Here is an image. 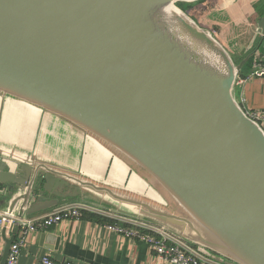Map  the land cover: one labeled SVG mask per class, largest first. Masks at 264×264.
I'll use <instances>...</instances> for the list:
<instances>
[{
	"label": "water",
	"instance_id": "1",
	"mask_svg": "<svg viewBox=\"0 0 264 264\" xmlns=\"http://www.w3.org/2000/svg\"><path fill=\"white\" fill-rule=\"evenodd\" d=\"M195 1L0 0V93L78 125L140 169L153 193L0 148L5 211L79 198L217 261L264 264V131L234 91L246 58L235 62L176 5ZM256 25L263 39L264 15ZM18 229H2L0 264Z\"/></svg>",
	"mask_w": 264,
	"mask_h": 264
},
{
	"label": "crops",
	"instance_id": "2",
	"mask_svg": "<svg viewBox=\"0 0 264 264\" xmlns=\"http://www.w3.org/2000/svg\"><path fill=\"white\" fill-rule=\"evenodd\" d=\"M188 4V10L190 7L197 12L208 10L200 17L190 10L187 13L203 28L221 27L222 37L236 22L251 15L257 21L264 15V0H197ZM195 6L196 9L193 8ZM233 13L237 18L232 22L228 16ZM238 37L231 43L226 41L231 45L230 50L239 56L235 62L246 58L238 74L244 81L235 85V97L237 101L243 99V107L256 109L253 108L255 101H248L246 97V88H255L259 93L257 104L264 109V77L251 74L256 57L264 63V38L256 33L247 39L241 34ZM0 148L33 156L96 183L153 196L148 177L104 142L56 114L1 93ZM6 200V194L0 187V211L7 208ZM82 201L77 198L63 201L60 205ZM60 205L24 216L43 215ZM107 225L105 221L88 218L67 219L30 232L18 264H41L43 255L54 261L68 260L75 264H172L158 259L146 241L117 233Z\"/></svg>",
	"mask_w": 264,
	"mask_h": 264
},
{
	"label": "built area",
	"instance_id": "3",
	"mask_svg": "<svg viewBox=\"0 0 264 264\" xmlns=\"http://www.w3.org/2000/svg\"><path fill=\"white\" fill-rule=\"evenodd\" d=\"M259 57L255 58L254 67L251 71L253 76L264 77V63ZM244 80L239 76L236 77L235 85L241 84ZM241 105L243 99L238 101ZM242 106V105H241ZM243 110L254 120L264 131V109L245 108ZM83 211H90L84 205L66 204L60 205L51 211L35 217L18 216L16 213L8 211H0V255L3 249V241L1 238L2 229L5 228L7 235L10 234L11 227L14 224L19 226L13 242L10 245L6 264H18L21 249L25 243L26 237L30 232L42 230L56 223L67 219H79ZM115 222L108 224L107 227L124 234L125 236L137 238L146 241L158 259L164 260L172 264H227L210 258L196 248L190 246L185 241L174 236L168 231L152 225L147 222H140L137 227L125 226L122 221L114 219ZM41 264H75L71 261H54L48 255L40 258Z\"/></svg>",
	"mask_w": 264,
	"mask_h": 264
},
{
	"label": "rangeland",
	"instance_id": "4",
	"mask_svg": "<svg viewBox=\"0 0 264 264\" xmlns=\"http://www.w3.org/2000/svg\"><path fill=\"white\" fill-rule=\"evenodd\" d=\"M176 5H178L179 8H182L187 12L190 10V12L195 13V15L197 17L198 16L200 17L202 13H205V15H206V11H208V10H205V11L203 10L201 12L192 11L193 10L192 7H190L188 10V7L190 6V4H186V3H177ZM193 8L196 9V6ZM226 18H227V16H226ZM236 18H237V16L234 13L232 15L228 16V19H230V21H232V22L234 21V19L236 21ZM198 19H201V18H198ZM214 19H213V21L215 22L216 20H214ZM210 24L212 25L214 23H210ZM256 27H257L256 21L254 20L253 16L251 15L246 20H241V21L236 22L234 25H231V27L229 28L228 34L224 35L223 37L221 35L222 34V28L221 27H216V26L212 25V27H209L208 29L212 32V36L214 38H216V40H218V42H220L226 48V50L228 51L230 56L236 61L239 56H238V54H235L234 51L230 50L231 45H229V43L233 42V39H238L239 38L238 36L240 34L243 35L244 39H247L249 35L256 33L255 32ZM226 41H228L229 43ZM246 93H247L246 97H247L248 101H250L251 99H253L255 101V104H253V108L261 110V107H259V105L257 104L258 98H259V93H258L257 89H255V88L252 89V87H247ZM73 204H78L80 206L84 205L87 210L96 212V213L103 215V216L108 215L109 216L108 218L117 219L118 221H122L125 224V226H128V227L129 226H131L132 228L137 227V225H139L140 222H143V220L140 219L139 217L130 215L128 213H123V212H120L118 210L104 208V207L99 206L95 203L82 201V202L73 203Z\"/></svg>",
	"mask_w": 264,
	"mask_h": 264
},
{
	"label": "trees",
	"instance_id": "5",
	"mask_svg": "<svg viewBox=\"0 0 264 264\" xmlns=\"http://www.w3.org/2000/svg\"><path fill=\"white\" fill-rule=\"evenodd\" d=\"M188 4V3H186ZM264 6V5H263ZM251 63V60L249 61ZM81 218H88V219H93V220H96V221H105L107 224H112L115 222L114 219L112 218H108V217H105L103 215H100L98 213H95V212H91V211H83L82 212V216Z\"/></svg>",
	"mask_w": 264,
	"mask_h": 264
},
{
	"label": "bare ground",
	"instance_id": "6",
	"mask_svg": "<svg viewBox=\"0 0 264 264\" xmlns=\"http://www.w3.org/2000/svg\"><path fill=\"white\" fill-rule=\"evenodd\" d=\"M169 8L172 9L173 11L176 10V9H175L174 7H172V6H169ZM176 11H177V10H176ZM211 57L214 58V59H218L217 56H215V55H214V56L212 55Z\"/></svg>",
	"mask_w": 264,
	"mask_h": 264
}]
</instances>
